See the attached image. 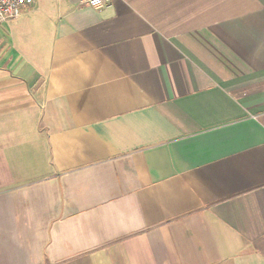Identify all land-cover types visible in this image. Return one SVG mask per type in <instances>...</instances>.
I'll use <instances>...</instances> for the list:
<instances>
[{
  "label": "crops",
  "instance_id": "0c3cea01",
  "mask_svg": "<svg viewBox=\"0 0 264 264\" xmlns=\"http://www.w3.org/2000/svg\"><path fill=\"white\" fill-rule=\"evenodd\" d=\"M0 264H264V0L1 23Z\"/></svg>",
  "mask_w": 264,
  "mask_h": 264
},
{
  "label": "built area",
  "instance_id": "2783aa9c",
  "mask_svg": "<svg viewBox=\"0 0 264 264\" xmlns=\"http://www.w3.org/2000/svg\"><path fill=\"white\" fill-rule=\"evenodd\" d=\"M36 0H0V24L6 20L17 18L22 10L34 6ZM111 0H83V3L93 9L108 5Z\"/></svg>",
  "mask_w": 264,
  "mask_h": 264
}]
</instances>
